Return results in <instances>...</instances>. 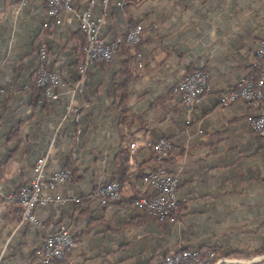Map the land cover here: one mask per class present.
<instances>
[{
  "label": "crops",
  "instance_id": "crops-1",
  "mask_svg": "<svg viewBox=\"0 0 264 264\" xmlns=\"http://www.w3.org/2000/svg\"><path fill=\"white\" fill-rule=\"evenodd\" d=\"M46 1L0 3V264H40L43 238L59 224L76 242L56 264H162L168 254L198 248L229 254V264H264V139L253 130L264 103H220L252 72L264 0H110L105 41L123 39L138 24L142 42L120 47L84 75L80 16L101 13L103 1L71 0L75 11L49 29ZM41 64L59 76L57 101L33 90ZM196 70L208 85L187 107L172 89ZM161 139L172 146L165 158L178 182L175 220L132 204L157 166L152 144ZM42 156L49 173L73 172L67 185L45 192L80 202L38 206L35 225L21 219L19 193ZM113 179L121 181V197L103 206L97 190Z\"/></svg>",
  "mask_w": 264,
  "mask_h": 264
},
{
  "label": "built area",
  "instance_id": "built-area-1",
  "mask_svg": "<svg viewBox=\"0 0 264 264\" xmlns=\"http://www.w3.org/2000/svg\"><path fill=\"white\" fill-rule=\"evenodd\" d=\"M104 10L95 14L86 11L80 16L79 29L86 38L84 47V59L79 68V73L84 75L86 71L97 63L110 61L116 53L122 41L129 45H137L143 36V27L137 25L129 30L123 39L105 41L101 35V28L105 24L106 8L110 0H102ZM71 0H47V17L58 20L63 13L75 11ZM40 60L47 58V50L42 47L39 50ZM258 68L259 75L256 81L241 79L236 82L221 98L222 105H231L237 101L248 104L261 103L264 101V38L260 39L254 51V67ZM208 75L205 71L196 70L187 79L180 81L177 89L181 93L182 103L189 107L199 99L205 92L208 85ZM59 83V76L48 70L43 64L39 65L35 73L34 85L44 90V96L49 101H57L59 94L56 87ZM253 130L264 139V113H262L253 124ZM171 144L161 139L152 144L156 154V160H163L172 149ZM134 151L135 144L130 146ZM155 168L149 169L142 182L145 187L144 193L132 200L134 207L150 213L156 218H169L180 214L179 200L177 197L178 182L176 177L168 172L163 166L155 162ZM47 157L42 156L36 160L33 166V174L27 185L21 190V218L29 223L39 224L36 216V208L40 205H48L55 202L65 203L69 200L80 202L76 196L63 197L61 194L47 193L55 187L65 186L72 179L71 170L61 168L56 172L48 174ZM98 198L101 205L107 206L114 200L121 197V187L118 182H111L99 188ZM74 234L69 226L61 224L57 231L43 238L42 245L37 251L38 261L41 264H49L62 260L71 252L74 247ZM203 252L196 249H187L168 255L162 264H211L208 260L213 259L215 254ZM208 261V262H207ZM217 259L215 263H220ZM212 263V264H215Z\"/></svg>",
  "mask_w": 264,
  "mask_h": 264
},
{
  "label": "trees",
  "instance_id": "trees-1",
  "mask_svg": "<svg viewBox=\"0 0 264 264\" xmlns=\"http://www.w3.org/2000/svg\"><path fill=\"white\" fill-rule=\"evenodd\" d=\"M46 2H47V1H46ZM52 22H55L54 19H48V22L46 23L45 28L49 29V28H50V24H51ZM137 25H138V24H137ZM137 25H136V26H137ZM136 26H135V27H136ZM141 42H142V40H141ZM141 42H140V43H141ZM140 43H139V44H140ZM139 44H137V45H139ZM123 46H130V45L127 44L126 42L122 41L121 44L119 45L117 51L120 49V47H123ZM132 46L135 47L136 45H132ZM117 51H116V52H117ZM257 69H258V68L253 67V68H252V72H251V74L249 75V77H248L246 80L256 81L257 78H258ZM34 83H35V78H34V82H33V90H35V91L38 92V95H40V98H41L42 101L46 100V97L44 96V90H43V88H40V87L35 86ZM128 84H129V82L126 81V82H125V85L123 86V87L125 88V90H123V93H121V102H120L121 107H123V106L126 104L127 100L129 99V95L127 94V87H128ZM177 91H178V90H177ZM177 91H176V92H177ZM152 151H153V148H152ZM171 153H172V150H170V151L168 152L167 157H168ZM169 158H170V157H169ZM169 158H168V159H169ZM168 159L164 158L163 160L157 161V160H156V154H155V152L153 151V159H152L153 162H157V163H159V164H160L161 166H163L166 170H167L166 162H167ZM65 168H66V167H65ZM67 169H68V167H67ZM69 169H70V168H69ZM71 171H72V170H71ZM167 171H168V170H167ZM114 181H116V182H118L119 184H121L120 179H113L112 182H114ZM120 186H121V185H120ZM97 191H98V190H97ZM20 196H21V191H20V193H19V198H20ZM97 196H98V193H97ZM178 217H179V214H178V215H175V216H172V217H169V218H162V219H171V220H175V219H178ZM154 218H156V217H154ZM156 219H160V218H156ZM196 250H197V251H200V252H203V257H206V254H205L206 252H210V253H214V254H215V253L219 254L218 250L213 249V248H198V249H196ZM226 257H230V255H229V254H226Z\"/></svg>",
  "mask_w": 264,
  "mask_h": 264
},
{
  "label": "rangeland",
  "instance_id": "rangeland-1",
  "mask_svg": "<svg viewBox=\"0 0 264 264\" xmlns=\"http://www.w3.org/2000/svg\"><path fill=\"white\" fill-rule=\"evenodd\" d=\"M1 1H2V0H0V3H1ZM255 68H256V66H255ZM257 74L259 75V70H258V69H257ZM176 91H177V85H176V87H175L174 89H172V92H173L174 94H176ZM177 94H178V93H177ZM245 103H246V102H245ZM263 103H264V102H263ZM247 104H248V103H247ZM250 104H251V103H250ZM252 104H253V103H252ZM260 104H262V103H259V102H258V103H255L254 105H260ZM263 113H264V112H263ZM261 114H262V113H261ZM254 132H255V131H254ZM258 135H259V134H258ZM47 162H48V161H47ZM69 170H70V169H69ZM147 171H148V170H147ZM147 171H146V172H147ZM50 173H51V172H50ZM50 173H48V174H50ZM71 173H72V176H73V172H72V171H71ZM32 174H33V168H32ZM31 177H32V176H31ZM114 182H116V181H114ZM120 185H121V184H120ZM101 187H103V186H101ZM101 187H100V188H101ZM120 187H121V186H120ZM22 188H23V187H22ZM21 190H22V189H21ZM140 196H141V195H140ZM136 197H139V196H136ZM136 197H135V198H136ZM78 203H79V202H78ZM108 205H109V204H108ZM143 211H144V210H143ZM21 219H22V218H21ZM22 220H23V219H22ZM23 221H24V220H23ZM31 224H33V223H31ZM35 225H38V224H35ZM60 225H61V224H59L58 227H59ZM66 225H67V224H66ZM67 226H68V225H67ZM57 229H58V228H57ZM70 229H71V228H70ZM56 231H57V230H56ZM56 231H55V232H56ZM73 234H74V233H73ZM49 235H50V234H49ZM46 236H47V235H46ZM44 237H45V236H44ZM74 239H75V242H76L75 235H74ZM74 246H75V243H74ZM39 249H40V248H39ZM39 249H38V250H39ZM73 249H74V247H73ZM73 249L71 250V252L73 251ZM186 250H187V249H183V250H180V252H181V251H186ZM71 252L68 253L66 256H64L62 260L54 261V262L49 263V264H56V263L65 262V261L70 257ZM209 253H210V252H209ZM174 254H175V253H174ZM174 254H168V255H174ZM168 255H167V256H168ZM215 255H217V259L222 258L223 260H225L226 262H228L227 264L233 262V259L230 258V257H229V258H228V257L223 258V257L220 256V254H217V253H215ZM167 256H166V257H167ZM166 257H165V258H166ZM165 258H164V259H165ZM36 259H38L37 254H36ZM215 261H216V260H212L211 262H214V263H215ZM39 263H40V261H39ZM40 264H41V263H40Z\"/></svg>",
  "mask_w": 264,
  "mask_h": 264
},
{
  "label": "bare ground",
  "instance_id": "bare-ground-1",
  "mask_svg": "<svg viewBox=\"0 0 264 264\" xmlns=\"http://www.w3.org/2000/svg\"><path fill=\"white\" fill-rule=\"evenodd\" d=\"M106 13H107V12H106ZM177 85H178V84H177ZM177 90H178V89H177ZM176 93H179V94H181L179 90H178ZM261 103H263V102H261ZM36 216H37V215H36ZM209 254H213V253H209ZM212 260H216V261H217V255H215L213 259H210V260H208V261H209V263H211V264H212V262H211ZM208 261H207V262H208ZM216 261H215V262H216Z\"/></svg>",
  "mask_w": 264,
  "mask_h": 264
}]
</instances>
